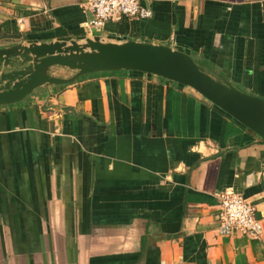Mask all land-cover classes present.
Listing matches in <instances>:
<instances>
[{"label":"crops","instance_id":"crops-1","mask_svg":"<svg viewBox=\"0 0 264 264\" xmlns=\"http://www.w3.org/2000/svg\"><path fill=\"white\" fill-rule=\"evenodd\" d=\"M86 2L0 0V42L164 43L264 98V0H141L91 34ZM226 190L264 221V139L189 87L121 70L0 106V264H264V231L219 234Z\"/></svg>","mask_w":264,"mask_h":264},{"label":"water","instance_id":"water-1","mask_svg":"<svg viewBox=\"0 0 264 264\" xmlns=\"http://www.w3.org/2000/svg\"><path fill=\"white\" fill-rule=\"evenodd\" d=\"M0 42V106L19 104L40 88L68 85L85 75L121 70L152 74L189 87L264 139V98L235 87L191 54L164 43L100 35L41 42ZM64 68L67 77L52 74Z\"/></svg>","mask_w":264,"mask_h":264},{"label":"built area","instance_id":"built-area-1","mask_svg":"<svg viewBox=\"0 0 264 264\" xmlns=\"http://www.w3.org/2000/svg\"><path fill=\"white\" fill-rule=\"evenodd\" d=\"M85 5L91 13L85 25L89 34L102 29L108 21L123 18L146 20L152 17V11L141 0H87ZM217 220L220 235L240 234L258 239L264 231V221L257 216L253 202L233 190L219 195Z\"/></svg>","mask_w":264,"mask_h":264},{"label":"rangeland","instance_id":"rangeland-1","mask_svg":"<svg viewBox=\"0 0 264 264\" xmlns=\"http://www.w3.org/2000/svg\"><path fill=\"white\" fill-rule=\"evenodd\" d=\"M235 86V85H234ZM236 87V86H235Z\"/></svg>","mask_w":264,"mask_h":264}]
</instances>
